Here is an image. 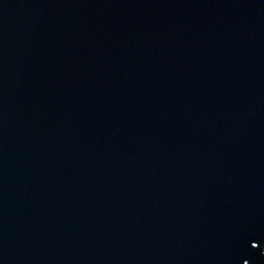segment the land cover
Here are the masks:
<instances>
[{"label": "water", "instance_id": "obj_1", "mask_svg": "<svg viewBox=\"0 0 264 264\" xmlns=\"http://www.w3.org/2000/svg\"><path fill=\"white\" fill-rule=\"evenodd\" d=\"M0 264H264V0H0Z\"/></svg>", "mask_w": 264, "mask_h": 264}]
</instances>
